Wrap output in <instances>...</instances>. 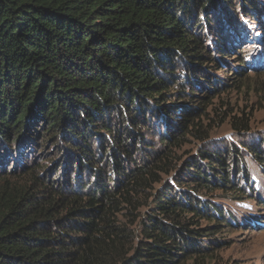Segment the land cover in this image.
<instances>
[{
  "label": "trees",
  "instance_id": "16d2710c",
  "mask_svg": "<svg viewBox=\"0 0 264 264\" xmlns=\"http://www.w3.org/2000/svg\"><path fill=\"white\" fill-rule=\"evenodd\" d=\"M258 3L0 0V264L217 259L245 226L219 199L261 192L236 145L180 151L206 144L228 86L252 85V37L224 23ZM234 59L230 79L209 73ZM241 145L264 172V137Z\"/></svg>",
  "mask_w": 264,
  "mask_h": 264
},
{
  "label": "rangeland",
  "instance_id": "374dc122",
  "mask_svg": "<svg viewBox=\"0 0 264 264\" xmlns=\"http://www.w3.org/2000/svg\"><path fill=\"white\" fill-rule=\"evenodd\" d=\"M256 2L261 3L264 7V0H256ZM238 13L239 11H232V17L236 18L229 25L224 23V35L233 34V36H239L242 39L246 36L252 37L239 45L240 52H247L248 59L252 61L250 67L246 66L247 74L250 76L249 83L252 85L242 87L240 90L228 86L219 98H215L214 103L208 109L210 115L205 116L204 119L211 130L210 138L206 140V144L203 141L187 144L180 151V155L184 157L189 152L196 153L200 146L210 149L217 145L218 147L236 145L243 156H246L256 187L262 197L260 199L258 196L257 198H245L234 202H230L228 199H219L220 202L242 217L245 226H237L231 232L224 233L225 247L218 251L217 259L211 264H264V206L260 203L261 200L264 201V172L241 147V144L256 142L258 135L264 137V88L262 87L264 79L255 77L256 72L264 71V15L260 14V11L255 12L253 17L244 14L239 16ZM212 41V38L208 39L210 44ZM212 46L213 56L218 59L215 46ZM237 62L236 59L230 61L229 65H224L222 62L221 68L213 65L214 69L209 73L213 74L215 78L230 79L234 73L233 68H235L232 66ZM217 63H220L219 60L215 64ZM220 89L222 91L224 88ZM203 93H206L205 88L199 90V94ZM213 106H218L221 109H215ZM222 111L241 117L237 118V122L239 124L248 122V129L234 128L235 120L231 117L223 121ZM211 198L216 199V194Z\"/></svg>",
  "mask_w": 264,
  "mask_h": 264
}]
</instances>
